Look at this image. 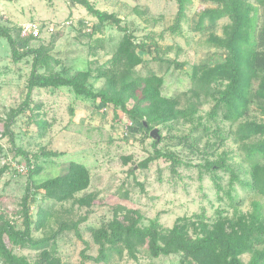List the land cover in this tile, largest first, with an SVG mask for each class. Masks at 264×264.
<instances>
[{"label": "rangeland", "instance_id": "1", "mask_svg": "<svg viewBox=\"0 0 264 264\" xmlns=\"http://www.w3.org/2000/svg\"><path fill=\"white\" fill-rule=\"evenodd\" d=\"M88 1L114 14L120 26L113 20L100 22L81 0H0V27L9 29L21 46L27 40L29 47L44 46L55 58L52 70L74 74L90 69V83L96 90H118L127 78L155 72L164 77L163 95L177 99L188 116L168 122L151 116L150 131L133 124L123 111L78 96L68 86L36 87L29 106L14 118L8 130L5 124L11 110L27 99L32 57L13 60L10 42L0 37V168L8 167L0 175V224L10 221L17 229L24 228L22 201L28 171L18 170V165L27 164L15 146L29 153L56 151V156L33 158V165L42 167L35 180L56 177L70 162L77 161L88 168L90 185L63 201L48 198L43 191L37 193L30 211L34 238L53 236L62 223H78L82 238L74 229L66 228L50 242V249H55L54 255L63 264H181L177 254L152 257L147 244L140 246L138 260L129 257L121 246L107 249L106 262L86 260L82 252L97 256L99 246L92 229L107 225L125 211H140L145 225L159 218L164 226L172 227L181 216L203 213L211 218H235L251 211L255 200L264 204L262 195L234 180L231 173L234 170L241 179L252 180L245 146L259 136L241 140L235 131L240 123L264 120V98L249 102L247 112L232 123L225 110L213 111L218 91L226 81L213 80L204 89L193 82V75L204 76L225 60L227 49L209 41L213 36L226 37L231 24L228 16L214 12L222 6L220 0H190L181 32L172 30L177 0ZM247 1L259 7L262 25L264 0ZM34 20L55 24V32L35 39L23 36L22 25ZM65 21L70 25L63 26ZM126 36L146 44L145 50H139L143 63L130 71L123 64L110 62ZM242 47L248 51L243 42ZM251 79L256 88V76ZM157 149L181 158L178 173L172 172L170 161L164 157L146 162ZM209 161L220 166L212 170L207 167ZM82 197L88 204L81 203ZM42 216L46 220L37 229L34 226ZM5 242L32 262L39 257L40 250L13 247L7 236ZM249 259V254L244 255L247 263ZM0 264H6L1 256Z\"/></svg>", "mask_w": 264, "mask_h": 264}, {"label": "trees", "instance_id": "2", "mask_svg": "<svg viewBox=\"0 0 264 264\" xmlns=\"http://www.w3.org/2000/svg\"><path fill=\"white\" fill-rule=\"evenodd\" d=\"M189 1L177 0L178 12L172 27L174 32L182 31V21ZM220 1L222 6L214 9V12L220 17L228 16L231 24L226 37L213 36L209 41L216 47L227 49L225 60L207 70L205 77L193 75V82L204 89L208 88L213 80H225V86L218 91L219 99L213 111L225 110L227 119L237 123L247 112L249 102L255 98L256 100L264 98V22L260 24L259 7L247 0ZM81 2L100 22L113 20L120 26V20L114 14L95 8L88 0ZM202 16L204 18V14ZM2 36L11 44L13 60L20 61L32 57L27 99L21 107L11 110L7 119L9 123L5 124L8 130L14 118L29 106L28 100L36 87L68 86L78 96L88 97L102 106H112L115 110L123 111L133 124L148 128L150 131L153 129L150 127L151 116L160 122L179 120L188 116L187 109L179 107L177 99L163 95L164 77L155 72L147 76L127 78L123 80L118 90L115 88L96 90L90 83L92 72L90 69L79 70L74 74L52 70L55 58L44 46L29 47L28 40L21 46V42L6 27H0V37ZM242 42L246 44L247 52L242 47ZM145 49V43H135L126 36L110 62L123 64L125 69L130 71L143 63L144 59L139 50ZM176 66L181 67L179 63H176ZM252 76H256L259 82L256 88L252 87ZM235 135L241 140L259 136L257 140L245 146L246 158L251 164L252 180L241 179L234 170H231V173L234 180L254 189L264 197V120L240 123ZM15 148L17 154L25 159L28 171L26 192L22 201L24 228L17 229L10 221L0 224V256L6 264H63L61 259L54 255L55 249H50V242L66 228L74 229L82 238L78 223L72 225L62 223L53 236L36 239L32 236L34 223L30 215L31 203L41 191L56 201L74 198L78 192L90 185V172L83 163L72 161L62 174L37 182L34 177L42 167L33 165V158L37 160L42 156H56L58 153L44 149L37 153H29L17 146ZM161 157L170 161V168L174 174L178 173L183 161L174 152L157 149L155 155L146 162ZM219 166L213 161L207 164L212 170ZM7 168L6 166L0 168V175ZM79 200L82 204H88L85 197ZM39 212L43 213L42 210ZM41 218L34 226L37 229L41 228L46 220L45 216ZM142 220L143 215L140 211H125L124 214H116L107 225L93 228L92 235L99 246V254L90 255L84 250L82 252L84 259L106 262L109 259L107 249L121 246L129 257L138 260L140 246L147 244L152 257L177 254L181 257V264H264V204L259 200L253 201L251 211L235 218L224 215L211 218L203 213H195L192 216L178 217L172 227L164 226L159 218L152 219L147 225L143 224ZM5 236L10 239L13 247L40 250L39 257L32 262L25 255H17L13 248L8 247ZM246 254L250 255L248 263L244 260Z\"/></svg>", "mask_w": 264, "mask_h": 264}, {"label": "built area", "instance_id": "3", "mask_svg": "<svg viewBox=\"0 0 264 264\" xmlns=\"http://www.w3.org/2000/svg\"><path fill=\"white\" fill-rule=\"evenodd\" d=\"M70 21H65L64 25H70ZM56 30L55 24L53 23H42L40 21L34 20L26 22L22 25V35L32 38H39L43 33L52 34ZM20 172L27 171V167L23 164L17 166Z\"/></svg>", "mask_w": 264, "mask_h": 264}]
</instances>
